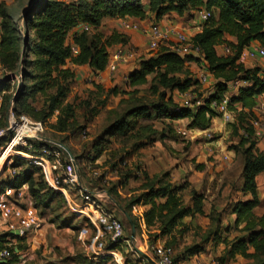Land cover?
Segmentation results:
<instances>
[{"label":"trees","instance_id":"16d2710c","mask_svg":"<svg viewBox=\"0 0 264 264\" xmlns=\"http://www.w3.org/2000/svg\"><path fill=\"white\" fill-rule=\"evenodd\" d=\"M4 4L1 2L3 6L0 10L2 17L0 94L9 90V85L13 79H17L18 72L23 76L20 79L17 96H6L1 102V107L11 108V101L14 100L12 108L16 115L27 114L35 120L42 121L51 134L50 138L64 143L69 149L71 147L68 140L80 128L76 119V105L67 101L76 76L69 63L89 65L94 71L101 72L107 68L111 48L128 44L129 38L124 33L114 31L106 35L101 31L103 19L134 17L143 20L153 14L159 20L169 12L184 16L196 8L209 9L211 17L203 23L202 30L192 36V40L200 47L207 67L216 79L214 91L208 97H203V94L198 92L200 81L193 78L185 67L194 60L200 62L197 57L192 55L182 57L168 48L151 51L153 56L143 60L139 67L134 68L126 76L127 88L122 90V96L129 97L127 99L122 97L120 103H127V107L123 113L117 114L102 136L92 143L94 152L92 159L94 162L98 160L108 150L111 137L118 133L135 139L133 148L153 143L160 131L163 132L165 143L168 140H178L179 136L173 124L167 122L168 119L172 121L189 117L192 119L190 127L208 128L212 119L220 116L212 107V102L222 99L228 82L234 80L250 82L249 87L241 88L239 95L232 97L229 102L231 110H234L235 102L249 108V111L244 109L239 111L235 121L230 122L233 132L240 138L239 143L231 145V148L241 153L244 159L241 191L244 195H250L246 200L239 199L232 207L236 215L233 226L242 235L231 239L229 235L219 237L220 232L216 231L214 239L225 244L224 254L218 258L220 264L237 255L246 259H259L258 264H264V259L260 260L264 254V215L257 216L254 212V208L260 203L256 176L264 171V152L256 148L255 128L252 125V120L257 119L253 111L257 104L256 95L264 93V77L260 75V67H246L240 61L245 48L254 41L264 46V0H148L150 12L145 7V0H36L22 17V26L20 21H16V18L6 10ZM85 25H88L89 29H85ZM81 26H83L81 30L72 32ZM226 34L234 36L236 42L227 40ZM219 44H225L231 53L219 56L216 50ZM151 74L155 76L149 88L152 89L153 96L158 97L153 105H149L145 101L146 98L138 96V86L147 83ZM93 85L97 89H104L100 83L94 82ZM174 89L181 92L191 90L196 93L194 95L203 97V103L196 111L180 107L168 92ZM111 93L118 94L119 89L118 91L112 89ZM152 110L154 122L161 120L164 123L161 130L149 124L140 126L137 124L138 119ZM71 152L84 178L79 154L73 150ZM64 153L70 162V156L65 150ZM15 164L22 169L12 179L3 176L0 178V192L8 185L19 187L28 184L29 192L37 206L47 208L53 205L58 210L63 208L64 199L61 193L44 182L36 165L22 159H18ZM119 164L114 162L112 169H117ZM204 166V163H199L196 167L202 169ZM118 173V181L112 183L111 187H106V190L132 216L141 240L157 241L172 234L165 245L174 247L173 244L177 240L174 231L182 219L205 213L204 195L192 191L193 203L186 205L182 195L183 185H174L170 180L169 171L155 177L144 173L145 182L139 187V192L124 200L121 199L117 188L125 187L133 170L127 169L125 172L120 170ZM139 205L150 207L140 211ZM114 206L113 209L118 210L117 206ZM113 209L109 210L115 212ZM67 222L69 221L65 220L63 223ZM65 226L76 229L74 224ZM186 230L188 226L184 225L178 233L182 235ZM212 232L210 229L204 235L203 239L206 242L209 241ZM14 238L19 237L9 231L0 234V249L7 247L11 250V257L0 264H19L22 261L21 251L27 248L26 243L23 238H19L18 243L14 244ZM109 247L123 249L122 244H112ZM204 248L200 243L187 245L174 256V259L180 263L203 251ZM132 252L138 257L132 259L126 256L127 264H152L136 250ZM110 259L112 258L109 255L97 258L76 255V260L80 264H106Z\"/></svg>","mask_w":264,"mask_h":264},{"label":"crops","instance_id":"0c3cea01","mask_svg":"<svg viewBox=\"0 0 264 264\" xmlns=\"http://www.w3.org/2000/svg\"><path fill=\"white\" fill-rule=\"evenodd\" d=\"M145 7L148 12V0H145ZM204 8V7H203ZM202 9V8H201ZM187 15L181 16L175 12H169L165 14L161 19H156L153 14H151L146 19H138L134 17H126V18H117V17H105L102 21V25L100 27L101 31L103 30L104 23H111L116 21L117 29L110 31L109 33L104 31L106 35L112 34L114 31H118L124 33L128 36V44L125 46L126 48H130L136 52L134 54L137 55L136 62L134 65L129 67L127 70L126 68H121L125 74H129L134 68L140 66L141 62L145 59L150 58L153 56L151 50L148 47L146 36L141 33L140 31H135L131 29H126L123 26V22L125 19L127 20H137V22L148 24L152 22H158L161 24L163 28H175L180 27L182 30L188 32L190 35H195L196 33L200 32V24L202 23L201 20L198 21L197 27H193V25L187 24L183 26V22L179 21L185 19ZM152 18V21H151ZM182 24V25H181ZM83 26L75 28L72 32H76L81 30ZM172 38L174 36H171ZM225 38L229 41L236 42V38L230 34H226ZM167 44L161 45L160 48H167ZM260 46L258 41H254L251 45L243 51L240 61L246 67H260L261 72L260 75L264 77V57L258 55H250V51L254 47ZM115 46L111 48L113 50ZM227 46L225 44H219L216 46L217 54L219 56H227L231 52L229 49L227 50ZM157 51V50H156ZM155 52V51H152ZM201 57H203L202 51L199 53ZM125 64V63H124ZM69 65L75 70V83H79L81 86H87L92 88L91 86L93 83H100L104 84V81H107L106 75L109 73L108 71L104 70L101 72L94 71L89 65H74L69 63ZM202 66L200 61H191L186 64V68L191 72L193 78L199 79L200 70L199 67ZM155 74H151L148 76V82L138 86L139 92L142 86L149 87L152 79L154 78ZM184 76V75H183ZM209 84L216 82V79L211 75ZM201 86L199 87L198 92L203 94V97H208L211 91L208 94L204 95L203 88L206 83L201 82ZM73 85V86H74ZM251 85L248 81L243 80H234L230 81L227 84V90L225 92V96L236 97L239 95L241 88H246ZM207 86V85H205ZM125 88H120L119 93L117 96L122 97V90ZM194 88V86H193ZM169 94L173 96L174 101L180 102L182 98L185 96L186 93H191V90L186 92H181L178 89L168 90ZM193 93V92H192ZM194 94V93H193ZM40 98V96L38 97ZM257 104L254 106L253 111L257 115V119L260 121L259 126H254L255 128V138H256V148L258 151L264 152V93L261 95H256ZM40 105L42 102H39ZM213 107V106H212ZM234 114L236 118V114L244 109L245 111H249V108H244L242 103L235 102L233 104ZM215 110V109H214ZM216 111V110H215ZM191 118H181L177 120L170 121L167 120L168 123H172L175 131L178 133L188 135L191 134L192 137L194 136L197 140H201L197 145V149L191 151V155L189 158H194L196 156V163H204V168L196 169L193 166L192 162L185 161V153L182 144L177 143L176 141L179 140H168L166 143L163 140V132L160 131L157 135L156 140L151 144H144L139 148H132L130 149L128 155L124 154L123 156L124 161L122 164H119L121 167H127V169H132L133 174L127 180L125 187H118V192L120 193L121 199H123L124 191L128 189V195L130 196L131 193L139 192V187L145 182V175L147 173L150 177H155L160 175L163 172L169 171L170 172V180L174 185H183L182 195L184 198V202L186 205H192L193 203V194L192 191H197L204 195V214H196L194 216H186L182 219L181 224L176 228L174 231L177 240L174 242L173 246L177 250H181L186 245H190L194 243H200L204 245V250L190 256L184 260H182L181 264H214L218 258L224 254L225 251V244L223 242H216L214 237L216 236V231L220 232L219 237H226L230 236L231 232H234L236 229L233 226L235 221L236 215L233 213V205L239 199L246 200L250 197V195H244L241 191L243 178H242V171L244 167V159L241 153L235 151V149L231 148V145H237L240 141V138L237 134L233 132L230 123L225 122L221 116L217 115L212 119L211 125L208 128H201V127H190L189 124L191 122ZM235 121V119H234ZM181 125H186L188 131L181 127ZM161 130V129H160ZM185 132V133H184ZM179 136V135H178ZM172 149V150H171ZM108 151V150H107ZM107 151L105 153H107ZM174 151L181 152V158H178V153L176 152L177 156H173L172 153ZM105 153L102 155L104 156ZM122 154V153H121ZM193 154V155H192ZM137 155V162L139 163L137 167H133L132 164L128 165V160L131 159V156ZM101 156V157H102ZM100 157V158H101ZM99 158V159H100ZM122 158V157H121ZM98 159V160H99ZM96 160V161H98ZM108 158L104 160L102 167L104 170V181L110 183L113 181L112 174L116 173V169H110L108 167ZM134 160V157L133 159ZM130 162V161H129ZM210 164V166L208 165ZM39 168V172L42 175V179L44 182L51 188H53L58 193L61 191L55 186L51 185L47 181V177L44 175V171L42 170V165H36ZM112 168V167H111ZM203 173H206L205 177ZM110 177V180L108 179ZM223 178H226V185L222 187L223 184L220 186V182L223 181ZM108 180V181H107ZM217 181V183H216ZM210 183V187H209ZM256 183H257V192L260 199L259 205L254 208V212L257 216L264 215V171L259 173L256 176ZM24 185V184H23ZM208 185L207 187H205ZM25 188H28V184L24 185ZM1 193V192H0ZM237 193V196L235 195ZM68 199L61 193V196L64 199V206L63 210L70 213L69 216H75L76 218L73 220L78 221L77 224H74L76 229H78V239L86 249L91 250L93 247L92 242L94 241V237L96 236V227L95 225L88 221L83 214L77 213V209L83 206L82 199L79 193L69 190L68 192ZM113 198V196H111ZM233 197V199H232ZM230 198V199H229ZM115 199V198H113ZM224 199V200H222ZM14 200L16 198L14 195H11L6 199V203L3 205V212L7 213L9 217L8 223L3 224L0 222V234L4 232H12L14 235H17L19 238H23L25 243H28L27 236L32 233V231L38 229L43 225L45 222V217L39 213L40 207L35 204L34 198L32 201L26 205L22 204L20 206L14 205ZM29 201V200H28ZM117 201V200H115ZM229 201L228 205V212H223V207H225V202ZM119 204V202L117 201ZM121 205V204H120ZM118 206V205H117ZM122 206V205H121ZM21 207L22 208V217H15L14 210ZM150 205H139L138 209L140 211H144L149 208ZM61 209V210H62ZM64 210V212H65ZM217 212V216H213L211 218L212 213ZM1 219V215H0ZM184 225L188 226V230L184 232L182 235L178 233L180 229L183 228ZM70 228V227H64ZM212 229V236L210 237L209 241L203 239L204 235ZM189 232L197 233L195 235V240L189 242V244H181L183 238H186V234ZM172 235V234H171ZM171 235H166L159 240H146L145 241V252L150 256V247L152 245H163L167 243L171 239ZM234 237V236H233ZM19 238H14L13 243H18ZM129 238V237H128ZM231 238V236H230ZM23 240L21 242H23ZM87 243V244H86ZM127 242L123 243V249L121 250L124 254L126 252V244ZM181 245V248L179 247ZM183 246V247H182ZM26 252V251H25ZM24 251H21L22 259L25 254ZM179 252V251H178ZM85 255L91 257L89 253H69L64 257H60L58 260H51L49 263L46 264H80L76 260V255ZM238 258H243L241 255H237L235 258L227 260L224 264H233V261L238 260ZM108 261H114L110 259ZM106 262L110 264V262ZM22 262V261H21ZM19 264H22V263ZM150 262V261H149ZM237 264H240L239 262Z\"/></svg>","mask_w":264,"mask_h":264},{"label":"rangeland","instance_id":"374dc122","mask_svg":"<svg viewBox=\"0 0 264 264\" xmlns=\"http://www.w3.org/2000/svg\"><path fill=\"white\" fill-rule=\"evenodd\" d=\"M34 0H0V10L3 5H1V2L5 3L6 10L14 17L16 18V21H20V25L22 26V17L24 16L25 12L27 11V8L29 7L30 3ZM36 1V0H35ZM34 1V2H35ZM202 9H194L193 11H189L187 13L185 19L180 20L183 22V26H186L187 24L193 25V27H197V22L200 21V12ZM137 21V20H135ZM152 21V18H151ZM2 24V17L0 15V28ZM117 22L113 21L111 23H104L103 24V32H110L114 29H117ZM181 24V25H182ZM180 28V27H179ZM182 29V28H180ZM101 30V29H100ZM184 30V29H183ZM105 33V32H104ZM188 33V32H187ZM119 47L116 45L114 48ZM113 48V49H114ZM130 49V48H128ZM134 51V50H133ZM136 52V51H134ZM201 52V51H200ZM137 55L134 54L128 62L125 64H120L117 71L113 73H108L106 75L107 81H104L103 86L104 89H97L94 85L90 87L87 86H81L79 83H76L74 86H72V90L69 93L67 97V101L73 102L76 105V119L78 121V124L80 125L78 130H76L75 134L72 136L71 139L68 140V144L70 145V149L73 150V152L79 154L80 159V166L81 170L84 175V180L86 184L90 188L98 187L100 190H106V187H111L112 183H116L119 179V171H126L128 166L125 168L118 166L116 169V173L112 174L113 181L110 183H107L104 181V170L102 167V164L104 160L108 158V167L112 170V164L114 162H118L122 164L124 161L123 156L124 154L128 155L130 149L133 147V143L135 139L124 136L122 133H118L116 135H113L111 137L110 145H108V151L105 153L104 156H102L98 161H93L92 156L94 155L92 143L96 141L100 135L102 136V133L104 130L108 127V125L115 119L117 114H121L124 112V110L127 107V103H120V100L122 97L124 99H127L129 96H117V94H113L112 89H118L125 88L126 87V72H123L121 68H126V70L134 65L136 62ZM197 58L201 61L202 66L199 67L200 73H206L208 74V81L205 82L207 86L204 85L203 93L204 95L208 94L209 91L214 90V83L209 84L211 77V72L208 70V72L204 68V58L200 55L197 56ZM200 63V62H199ZM207 65V62L205 63ZM208 66V65H207ZM2 75V71L0 69V76ZM214 77V76H213ZM19 76L17 75L16 80H12L10 83V87L8 91H5L0 94V126H3L5 122L7 121V116L10 112H12V104L14 103V100L11 101V108L10 107H1L2 100L5 99L6 96L13 95L15 96L18 91V86L20 84ZM117 93V92H115ZM196 94L195 92H193ZM192 92L190 93L192 96H194ZM200 93V92H199ZM4 95V96H3ZM152 89L146 86H142L140 88V92L138 93V96L141 98H146L145 101L148 102L149 105H153L158 100V97L153 96ZM198 97L200 95L197 94ZM153 110L150 113L144 114L140 119H138L137 124L140 125H152L156 126L159 129H162L164 126V123H162L161 120L159 122H154L155 117H153L152 114ZM15 114V113H14ZM55 120V118H52ZM138 126V127H139ZM181 127L186 129L188 131V128L186 125H181ZM45 135L50 137V132L46 129ZM179 140L176 141L179 144H182L183 147H185L184 152L185 153V161L186 162H192L193 166L197 169V163H196V156L194 158H189L191 155V151L197 149V145L201 140H197L194 136L192 137L191 134L184 135L181 133H178ZM256 136V134H255ZM68 147V146H67ZM69 148V147H68ZM172 150V149H171ZM172 153L173 156H177L176 152ZM122 153V154H121ZM178 158H181V152L178 151ZM193 155V154H192ZM122 157V158H121ZM134 157V160H132ZM130 161V162H129ZM132 164L133 167H137L139 164L137 162V155L131 156V159L128 160V165ZM210 166V164L208 163ZM79 167V166H78ZM80 170V169H79ZM115 170V169H114ZM113 171V170H112ZM81 172V171H80ZM96 173V174H94ZM204 177L206 173H203ZM110 180V177H108ZM108 181V180H107ZM94 183V184H93ZM217 183V181H216ZM225 187L226 185V178H223V181L220 182V186ZM206 185L205 187H207ZM103 187V188H102ZM210 187V183H209ZM128 189L124 191L123 194V200L131 197L127 194ZM237 196V193H235ZM230 199V198H229ZM233 199V197H232ZM116 200V199H115ZM224 200V199H222ZM117 202V201H116ZM105 204L109 209H113L117 204L113 199L105 198ZM225 207H223V212H228V205L229 201L225 202ZM56 206L50 205L47 208L40 206L39 213H41L45 217V222L41 227L38 229L32 231L27 236L28 243H26L27 248L24 250L25 254L22 259V264H46L49 263L51 260H58L60 257H64L67 254L71 253H89L92 254V250L86 249L85 246L81 244V242L78 239V229H74L70 226V224H77L78 221L73 220L76 218L75 216H69L71 215L68 213L65 208L64 210H58L55 208ZM118 210H115L116 215L121 218V220L124 223L125 226V233L126 237L130 238L131 235V227L128 223L125 214L123 211L117 206ZM1 213V211H0ZM217 214L212 213V216ZM1 215V214H0ZM217 216V215H215ZM5 218L9 220V217L7 216V213H5ZM69 221L67 223H63L64 221ZM0 222H2V219H0ZM8 223V222H7ZM64 227H70V228H64ZM195 235L197 233L189 232L186 234V238H183V241L181 244H189V242H193L195 240ZM237 235H242L239 230H235L234 232L230 233L231 239L235 238ZM234 236V237H233ZM145 241L141 240L139 238V235L137 234L136 238L131 241L129 239L126 244H129L126 246V252L124 254L125 260L127 259L126 256L129 258L135 259L138 257V255L134 254L132 251L135 250V248H139L140 250L145 252ZM194 243V242H193ZM87 244V243H86ZM125 246V244H123ZM187 246V245H186ZM181 248V245H179ZM183 247V246H182ZM185 248V247H184ZM175 247L174 249V256L178 253V251ZM264 259V254L260 260ZM220 264L219 260H217ZM258 260H255L254 258H238V260L233 261V264H237L238 262L240 264H258ZM110 262V261H108ZM126 262V261H125ZM181 262V261H180ZM108 264V263H106ZM110 264H118L116 261H111ZM127 264V263H126Z\"/></svg>","mask_w":264,"mask_h":264},{"label":"built area","instance_id":"2783aa9c","mask_svg":"<svg viewBox=\"0 0 264 264\" xmlns=\"http://www.w3.org/2000/svg\"><path fill=\"white\" fill-rule=\"evenodd\" d=\"M210 17L211 11L202 8L200 12V20L202 22L199 25L200 30L203 28V23ZM123 26L126 29L143 33L151 51L160 49L163 44H167L166 46L169 50L178 53L182 57L187 55L197 57L201 51L200 47L194 44L192 35L178 27L163 28L158 22L143 24L127 19L124 20ZM85 29H89L88 25H85ZM171 36L174 37L172 38ZM118 46L111 50L109 63L105 69L109 73L116 72L120 64L128 62L134 56L132 49H128L123 45ZM249 54L264 57V46L254 47ZM204 62L206 63L205 60ZM205 63L204 68L208 72L209 69ZM199 79L203 83L207 82L208 74L201 73ZM229 102L230 97L225 95L221 100L212 102L213 108L227 123L233 122L235 119L234 111L229 108ZM202 103L203 97L192 96L190 93H186L182 100L178 102L180 107H187L193 111H196ZM252 125L259 126L260 121L254 119L252 120ZM45 132L46 127L42 121L35 120L27 114L16 115L10 110L7 121L3 126H0V160L6 155L0 161V178L3 176L12 179L20 172L22 167L15 164L18 159L34 165H42L47 181L55 188H58L66 199H68L69 190L79 193L83 206L77 209V213L85 215L86 219L96 227V236L91 248L92 256L97 258L109 255L118 264H126L122 251L109 247L112 244L123 245L129 240L126 237L123 221L114 211L109 210L105 204V198L112 199L111 195L107 190H100L98 187L90 188L86 184L78 164L76 166L71 158L69 162L64 153L65 149L56 140L46 136ZM24 185L19 187L8 185L0 193V211L3 212V205L11 195L16 198L13 202L17 206L28 205L32 201L33 197ZM13 210L15 217H22L21 207ZM0 214L2 223L7 224L8 220L5 218V214ZM131 241L133 240L131 239ZM149 249L151 252L150 256L157 264H181L175 261L174 249L171 246L165 244L152 245ZM10 257L11 250L9 248L0 249V262L6 261ZM214 264L219 263L215 261Z\"/></svg>","mask_w":264,"mask_h":264},{"label":"water","instance_id":"95a60500","mask_svg":"<svg viewBox=\"0 0 264 264\" xmlns=\"http://www.w3.org/2000/svg\"><path fill=\"white\" fill-rule=\"evenodd\" d=\"M35 1V0H34ZM34 1H32L29 5V7L27 8V10H29L30 6L34 3ZM16 75L19 76V78H21L23 75L18 72ZM19 90H20V84L18 86V91H17V94L19 93ZM16 94V96H17ZM57 143H59L65 150L66 152L68 153V155L70 156V158L72 159L73 163L77 166V161H76V158L75 156L73 155V153L71 152V150L62 142L60 141H57ZM113 199V198H112ZM115 201V199H113ZM115 203L118 205V207L123 211V213L125 214L129 224H130V227H131V235H130V239L134 240L137 236V227H136V223L134 221V219L132 218V216L129 214V212L123 207L121 206L120 204H118L116 201ZM135 250L140 254L142 255L144 258H146L148 261H150L152 264H157L155 262V260L149 256L146 252L140 250L139 248H135Z\"/></svg>","mask_w":264,"mask_h":264},{"label":"bare ground","instance_id":"6f19581e","mask_svg":"<svg viewBox=\"0 0 264 264\" xmlns=\"http://www.w3.org/2000/svg\"><path fill=\"white\" fill-rule=\"evenodd\" d=\"M5 156H6V155H4L3 158H2L0 161H2V160L5 158Z\"/></svg>","mask_w":264,"mask_h":264}]
</instances>
